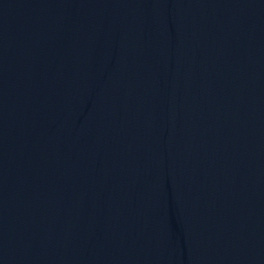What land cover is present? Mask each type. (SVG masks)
I'll return each instance as SVG.
<instances>
[{
    "label": "water",
    "instance_id": "95a60500",
    "mask_svg": "<svg viewBox=\"0 0 264 264\" xmlns=\"http://www.w3.org/2000/svg\"><path fill=\"white\" fill-rule=\"evenodd\" d=\"M0 264H264V0H0Z\"/></svg>",
    "mask_w": 264,
    "mask_h": 264
}]
</instances>
